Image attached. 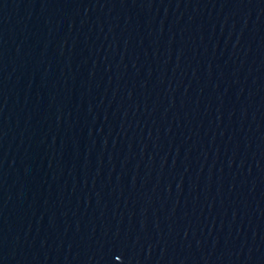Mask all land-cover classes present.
I'll use <instances>...</instances> for the list:
<instances>
[{"label":"water","instance_id":"95a60500","mask_svg":"<svg viewBox=\"0 0 264 264\" xmlns=\"http://www.w3.org/2000/svg\"><path fill=\"white\" fill-rule=\"evenodd\" d=\"M51 0H0V264H20L23 184Z\"/></svg>","mask_w":264,"mask_h":264}]
</instances>
